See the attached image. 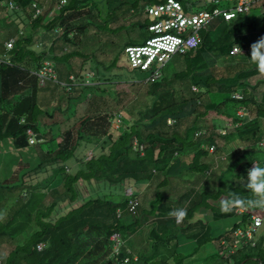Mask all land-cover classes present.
Listing matches in <instances>:
<instances>
[{
	"label": "trees",
	"instance_id": "trees-1",
	"mask_svg": "<svg viewBox=\"0 0 264 264\" xmlns=\"http://www.w3.org/2000/svg\"><path fill=\"white\" fill-rule=\"evenodd\" d=\"M179 1L190 9L192 0ZM166 2L0 0V20L12 19L15 26L5 23L0 27V54L5 52V41L17 39L8 53L9 62L0 63V164L8 165L17 158L11 163L15 178L0 180L3 264H106L111 238L117 233L125 247L131 249V240V245L137 246L133 252L140 257L130 264H169L170 260L193 264L199 249L213 243L216 251L209 252L200 264H264L263 228L256 246L234 245L240 238L235 232L244 221H250L249 213L242 215V223L220 235L211 225V221L236 217L241 207L222 212L219 204L233 192L245 200L253 198L239 180L246 183L247 175L238 168L250 166L261 150L264 89L259 91L251 79L262 76L259 82L264 83V74L256 71L246 56L251 45L264 37V10L256 18L241 14L224 22L219 34L202 29L197 49L173 56L161 68L159 78L133 83L144 85L147 103L130 108L134 101L130 91L117 85L122 84L120 80L134 81L144 71L124 61L123 51L127 46L145 44L154 35L148 28L147 7ZM208 4L209 0L199 2V6ZM257 5L260 9L264 1ZM104 8H108L107 13ZM114 23L118 25L113 27ZM92 27L97 31L91 36ZM135 28L148 30L142 32L141 42L130 35ZM113 34L119 37L118 42L112 40ZM90 40L97 41L101 53ZM235 45L245 53L232 54ZM77 56L86 60L79 71L74 67ZM91 57L94 65L88 67ZM47 62L57 72L59 82L42 81ZM236 93L242 95L241 100ZM238 104L248 109L244 120L230 112ZM254 111L257 114L252 118ZM117 112L126 113L121 116L123 127L112 125ZM240 122L244 123L239 126ZM225 128L227 135L221 132ZM29 132L36 143L31 144ZM219 139L230 149L227 158H233L234 165L216 177L212 175L215 162L205 159L211 156L212 143L218 144ZM239 139L251 141L249 153L239 147L231 149ZM89 144L94 154L85 159ZM40 147L47 150L40 152ZM16 152H20L17 157ZM73 159L77 161L74 165ZM227 163L222 162L221 167ZM187 169L192 172V181L181 178ZM42 173L48 175L40 180ZM161 176L164 180L154 191L156 196L142 203L147 207L128 206L133 198L125 196L126 187L143 188ZM60 184L64 189L60 190ZM49 195L56 197L45 201ZM177 208L187 211L179 224L169 215ZM250 209L264 213V206ZM208 210L207 222L193 220ZM156 214L166 219V228L177 230L179 235L161 239L156 229L148 236L137 235L144 221ZM181 236L197 240L192 252L179 251ZM222 241L229 242L231 248H224ZM171 242L174 246L168 248ZM41 243L45 246L40 250ZM5 245H13L7 256L2 253ZM126 254L123 251L120 258Z\"/></svg>",
	"mask_w": 264,
	"mask_h": 264
},
{
	"label": "clouds",
	"instance_id": "clouds-1",
	"mask_svg": "<svg viewBox=\"0 0 264 264\" xmlns=\"http://www.w3.org/2000/svg\"><path fill=\"white\" fill-rule=\"evenodd\" d=\"M263 1L264 0H261V2H263ZM209 3L210 4H208V5H210V6H198V8H199L198 11L205 10V9L206 10H213L217 6L215 4L214 0L209 1ZM148 7H151V6H148ZM148 7H147V10H148ZM202 7H205V8L202 9ZM258 7H260V6H258L256 4V5L252 6V8L249 11L245 12V13H239V14H237L236 16H234L230 20H226L223 17V20H224V22H229V21L237 18L241 14H249V15H251V17H254L253 14H255V13L259 14L260 11L264 10V9H262L264 6L261 7L260 9H258ZM256 10H258L259 12L256 11ZM186 11L189 12V11H194V10H193V8L191 6L190 9L189 10L186 9ZM198 11H195V12H198ZM147 19H149L150 22H151V24H150V26L148 28H149V30L151 32H153L154 35L150 39H148L145 44L131 45V46H127L125 48V54H126V56L128 58L130 66L134 67L136 69H139L141 71H144L142 73H150V75L146 79H143L145 81H147L148 79H151L152 76H154L155 78H159L162 75L161 68L164 65H166L173 56H175L177 54H183V53H180V52L172 53L168 49H166L164 47H161V51H159L161 55H163V53L164 54L165 53H169V57H167L165 59V61H161V60L158 59V57H154L148 62L147 66H144V64L134 65L133 62L131 61L130 55H129L128 51H127V49L129 47H142V46H145L148 41H152V40L157 39V38H163V37H165L168 34L175 35L177 33V31H175V30L173 31V30H170V29L164 30V31H158V32L157 31H153V29H151V27L153 25L159 24V20L156 19V18L151 17L150 13L147 15ZM209 23H208V25H209ZM208 25L205 28H203V29H208ZM192 34H193V31L189 30L188 33H185L182 36L187 39ZM11 41H13V42H11ZM16 43H17V39H15V38H12V39L4 42L5 52L3 54H0V63L1 62H6V60L8 61V59H7L8 53L14 48ZM199 45H200V43L197 44V46L192 48V49H197V47ZM156 47H158V46L157 45L153 46V48H156ZM234 48H238V49H240V51L237 52V53H232ZM192 49H189V50H192ZM233 50L231 51V53L235 54V55H239L241 53L242 54L245 53L244 52L245 50L242 47L238 46V45H235L233 47ZM142 56L144 58V62H146V60L148 58V55L143 54ZM246 57H248L250 63H252V64H254L256 66V71H258L259 73L264 74V37H261L257 42H255V43H253L251 45L250 55H248ZM33 73H35V70L33 71ZM41 75H42V81H53L52 83L59 82L58 74L53 69V67L51 66L50 62H47L46 66L43 67ZM70 78H71V80L74 81L73 83L75 85H77V82H76V79H75L74 75H71ZM238 95H240L241 97H237ZM235 97L237 98V100H241L242 99V95L240 93H236ZM240 111H243V114L240 115L241 116L240 118L242 120H244L243 116L245 115V108L240 109ZM251 115H255V114L252 112ZM116 116H117V114H116ZM243 123L244 122H240L239 126L242 125ZM261 125L263 127V135H262V141H260L258 143V146L261 148V150L257 154L258 156H259V154H264V120H262ZM115 128H117V127H115ZM221 132H222L223 135H227L228 129H226V128L222 129ZM29 137H30L31 144H34V143L37 142V139H36V137L34 136V134L32 132H29ZM219 141H221V142L219 143ZM219 141H218V144H217V142L212 143V146L210 148L211 156L205 159L206 162H215V163L212 164V166L214 165V167H215L214 171H213V173H212V170L210 172L212 173V175L214 174L216 177L220 176L221 172L227 168V165L221 167V163L222 162H228L227 156L229 155V151H230V149L227 146H225V143L223 142V139H219ZM219 144H222L221 148H220V150H221L220 153L217 152V149L219 148ZM237 146H239V148L241 150H243L244 153H249L250 152L249 148L253 147L251 145V141L244 140V139L243 140L239 139ZM253 154H255V152ZM219 158H221V159L218 161ZM262 165H264V156L255 158L254 161L251 163V165L248 166V167L245 166V167L239 168V173L241 172V173L247 175L246 183H244V179L243 178H240L239 180L241 181V183L243 184L245 189L252 194L253 198H249V199L245 200V199H242L237 193L233 192L231 197H230V199H228L225 202L223 201L224 203L221 204L222 205V207H221V211L222 212H228V211H230L231 208L236 207V206L241 207L240 209L236 210V212H237L236 223H239V222L242 223L243 222V220H241L243 214H248L249 213L251 215L250 221H248V220L244 221V224L242 225V227L238 228L236 230V232H235V235L238 238L240 237L238 242L234 243L236 248H238L241 245H243V247H244V246H248L250 244L252 246H256V239H258V234L260 232L259 229L260 230L262 228L264 229V213H258L255 210H251L250 209L252 207L264 206V167H261ZM218 170H220V173H219V175H216V171H218ZM183 172H186L187 175H189L191 177V179H192V172L191 171L187 172L185 170ZM178 175H179V173H178ZM181 178L183 179V176ZM212 188H213V186L211 185V189L210 188L209 189L212 190ZM125 196L133 198V199L128 201V202H130L129 205H128L129 207H135L137 204L143 205L141 203V200L138 199V194L135 195L133 193L131 195H128L125 192ZM46 198H48V197H46ZM46 198H45V201H50L52 199L50 197L48 199H46ZM143 206L147 207L145 205H143ZM135 210H136V208H135ZM169 215L171 217H174L175 220H176V223L179 224V223H181L183 221V219L187 215V211L184 208H177V209L169 212ZM165 220L166 219L162 218L161 215H158V217L153 216L151 218L146 219L144 221L143 225L144 224H148V222H150L149 223L150 225L153 224L152 222L157 223V227L154 228V229H156L159 233H161V228L170 229V227L166 228L167 227V222H165ZM229 229H232V227L229 228ZM120 237H121L120 233L114 234L112 236V238H111V240L113 241L112 249H111V252H110V254H109L108 258H107L106 264L108 263V261L109 262L112 261V264H130L131 261H137L138 258L140 257L136 253L133 252L134 250L125 247L124 244H122L123 241H122V239H120ZM240 240H244L243 244H239ZM222 243H223L222 245H225L224 248H231L229 242L222 241ZM44 246H45V244L41 243L40 245H38V249L41 250ZM123 251H126L127 254L123 258H120V255H121V253H123ZM2 253H4L7 256V254L9 252L7 251V253H6V251L2 250ZM255 259H257V258H255ZM193 261L196 262V260H193ZM0 264H3V260L1 258H0Z\"/></svg>",
	"mask_w": 264,
	"mask_h": 264
},
{
	"label": "rangeland",
	"instance_id": "rangeland-1",
	"mask_svg": "<svg viewBox=\"0 0 264 264\" xmlns=\"http://www.w3.org/2000/svg\"><path fill=\"white\" fill-rule=\"evenodd\" d=\"M209 1H211V0H209ZM199 2L201 3L202 2V0H192V2L190 3L191 4V6H192V8H193V10L194 11H198L199 10V8H198V6H199ZM105 10V13H107L108 12V8H104ZM262 9H264V7L262 8ZM256 11H258V10H256ZM259 12V11H258ZM4 15H5V13H4ZM3 16V15H2ZM130 21V20H129ZM129 21H127V22H129ZM8 22V23H7ZM5 23H6V25L8 26V27H10V28H14L15 26L13 25V23H12V19H9V20H3V19H1L0 20V27H5L6 25H5ZM11 24V26H9L8 24ZM122 23V22H121ZM116 25H118V23H114V24H112V26L113 27H116ZM223 26H224V20H223V17L222 16H216L210 23H209V25H208V30L209 31H211L213 34H219V33H221V31H222V29H223ZM15 29V28H14ZM97 31V29L95 28V27H92L91 28V31H90V34H91V36L92 35H94L95 34V32ZM123 32L125 33V35H126V33H127V29H124L123 30ZM142 32H148V30H147V28H144V29H138V28H135V30L133 31V32H130V35L133 37V38H135L136 40H138L139 42H141L142 40H143V33ZM114 36L112 37V40H114L115 42H118L119 41V37L116 35V34H113ZM1 36V35H0ZM103 37V36H102ZM1 38V37H0ZM89 44L90 45H92V44H97L96 45V47H94L95 48V50L97 51V52H99V53H101L100 51H99V49H97V46H98V43H97V41L95 42L94 40H90L89 41ZM109 49V48H108ZM108 49L106 50V51H108ZM113 57H114V55H113ZM241 57H242V55H241ZM122 59L124 60V61H128V59H127V56H126V54H125V52L123 51V55H122ZM74 61H75V65H74V67H75V69H76V71H79L80 70V67H81V65L86 61L83 57H76L75 59H74ZM93 61V57H91V59H88L87 60V66L89 67L90 65H94V64H90L91 62ZM86 63V62H85ZM148 73H138L137 75H136V79L134 80V81H132V80H129V81H122V80H120L121 82H122V84H118L117 85V87H119V88H122V89H127L128 91H130V94H131V96L133 97V99H134V101L131 103V105L129 106L130 108H137V107H141V106H143L145 103H147V98H146V95H145V93H146V88L144 87V85H134L133 83L135 82V81H138V80H142V79H144V77L147 75ZM93 75V74H92ZM148 77V76H147ZM146 77V78H147ZM145 78V79H146ZM262 79H263V77L262 76H255V77H253L252 79H251V81H252V83L253 84H256L257 85V87H258V90L260 91V89H264V83L263 82H259V81H262ZM49 83H51V82H49ZM114 86V85H113ZM114 88H115V86H114ZM66 101V100H65ZM66 103V102H65ZM54 104H56V103H52L51 105H54ZM61 104H62V102H61ZM239 107H240V109H242L243 108V105L241 106V104H238V106L237 107H235L233 110H230V112L233 114H235V115H241V114H243V111H240V109H239ZM44 109H46V107L44 108ZM240 111V112H239ZM246 112H248V109L247 108H245V113ZM254 114H257V111H254L253 112ZM117 114V116L113 119V122H112V125L114 126V127H123L122 125L124 124V121L122 120V118H121V116L123 115V116H125L126 115V113L125 112H117L116 113ZM252 116V118L253 117H256V115H251ZM90 145V150H88L87 151V154H86V156H85V159H91V157L93 156V154H94V149H93V145H91V144H89ZM233 147V148H232ZM231 147V149H234V148H238L239 146H237V145H235V146H232ZM82 149V148H81ZM80 149V150H81ZM46 151L47 150V148L46 147H40L39 148V151L41 152V151ZM80 150H79V152H80ZM85 151V150H84ZM84 151L82 152V155H80L81 157L82 156H84L85 155V153H84ZM78 152V153H79ZM20 154V152H16L15 153V157H17L18 155ZM261 156H264V154H259V156L258 157H261ZM1 157H2V155L0 154V161H1ZM13 160H17V158L16 159H11L9 162H8V165L7 164H0V180H7V179H13V178H15V169H14V164H11L12 162H13ZM77 163V161H76V159H73V161H72V164L74 165V164H76ZM78 165H79V163H78ZM233 158H231L229 161H228V163H227V167L228 166H231L230 167V169H232V167H233ZM261 167H264V165H262ZM238 168V167H237ZM180 167H179V170H177L176 172L178 173V171H180ZM238 170H239V168H238ZM186 171H188V169L186 170ZM219 173H220V170H218V171H216V175H219ZM48 175V173H42V174H40L39 176H40V180L41 179H43V178H45L46 176ZM183 179H185L186 181H192L191 180V177L189 176V175H187V173L186 172H183ZM164 180V177L163 176H161L160 178H157V179H155L154 180V182L153 183H151L150 185L149 184H146V186L145 187H143V188H137V187H135V186H128V187H126L125 189H124V192H126L128 195H131V194H135V195H137L138 194V199H140L141 200V203H143V202H149L152 198H153V196L156 194V193H154V191L158 188V184H160V182L161 181H163ZM4 183H6L5 181H4ZM8 184V183H7ZM171 187H172V184L170 183L169 184ZM169 185H167L166 186V189L169 191V193L170 194H173V191L172 190H169L170 189V186ZM124 187H125V185H124ZM59 188H60V190L61 189H64L63 187H61V184L59 185ZM106 189H109V187H107ZM137 189V190H136ZM156 196V195H155ZM50 197V195L48 196V198ZM56 196H54V197H52V199H54ZM48 198H46V199H48ZM51 198V197H50ZM68 199H70L71 198V195H69L68 197H67ZM221 201H223V200H221ZM220 201V204H223V202H221ZM215 206H218V205H216L215 204ZM208 215H211V211H206L205 212V215L203 214V213H198L194 218H193V220H198L199 218H203V219H205L204 221L205 222H207L206 220V218H207V216ZM203 216V217H202ZM205 216V217H204ZM155 217H158V215L156 214L155 215ZM143 220V219H142ZM192 221V220H191ZM212 222V226H213V229H214V232L217 234V235H220L221 234V232H224V231H226L227 229H229V228H231V227H233L234 225H235V223H236V217H228V218H221V219H219V220H215V221H211ZM150 222H148V224H144V225H142L141 226V228H140V232H139V234H137V235H139L140 237H143V236H148V234H149V232L152 230V229H154V228H156L157 227V223H154V222H152L153 224L152 225H150L149 224ZM172 224H174V223H172ZM175 234H178L179 235V233L177 232V230H175V229H172V230H170V229H164V228H161V239H168V237H170V236H174ZM264 236V234H261V236ZM260 237V236H259ZM180 242H178V245H179V247H178V249H179V251H181V252H185V253H190V252H192L193 251V249H194V247H195V245H196V243H197V240H194V238H191V239H186L185 238V236H181L180 238ZM132 241V240H131ZM131 241H130V246H131V249L132 250H136L137 249V246L136 247H134V246H132L131 245ZM167 243L169 242V241H166ZM172 246H174V243L173 242H171V244H167V247L168 248H170V247H172ZM13 248V245H5L4 246V248H3V250L4 251H6V253H7V251L9 252L11 249ZM150 250V247H149V249H148V251ZM216 251V245L213 243V244H207V245H205V248L204 247H201L200 249H199V252L196 254V263H193V264H200L201 263V261L200 260H202L203 258H205L206 257V255L208 254V255H210L209 254V252H215ZM142 256H144V254L143 253H140ZM193 257V256H192ZM197 257H198V260H197ZM191 258H188V259H186V261L187 260H190ZM169 262V264H174V262L173 261H168ZM250 264V263H249Z\"/></svg>",
	"mask_w": 264,
	"mask_h": 264
},
{
	"label": "built area",
	"instance_id": "built-area-1",
	"mask_svg": "<svg viewBox=\"0 0 264 264\" xmlns=\"http://www.w3.org/2000/svg\"><path fill=\"white\" fill-rule=\"evenodd\" d=\"M261 0H214L217 5L213 10H201L197 13L195 11L187 12L181 2L178 0H168L164 4L153 5L148 7L150 16L159 20V24L153 25V31L175 30V35L168 34L163 38H157L148 41L142 47H129L127 49L130 59L134 65L144 64L147 66L148 62L158 57L159 60L165 61L169 57V53L160 54L161 47H164L172 53L180 52L186 53L200 43V30L205 28L208 23L216 16H222L226 20L232 19L239 13L249 11L252 6L256 5ZM189 30L193 34L187 39L183 37ZM13 42V41H11ZM11 45V44H10ZM157 45L158 47L153 48ZM240 49L234 48L232 53L239 52ZM143 54L148 55L146 62H144ZM237 97H241L238 95ZM259 222V221H258Z\"/></svg>",
	"mask_w": 264,
	"mask_h": 264
},
{
	"label": "crops",
	"instance_id": "crops-1",
	"mask_svg": "<svg viewBox=\"0 0 264 264\" xmlns=\"http://www.w3.org/2000/svg\"><path fill=\"white\" fill-rule=\"evenodd\" d=\"M253 16L256 18L258 16V13L253 14Z\"/></svg>",
	"mask_w": 264,
	"mask_h": 264
}]
</instances>
